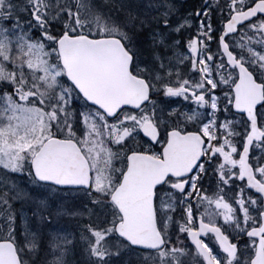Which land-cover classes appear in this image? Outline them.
<instances>
[{"label":"snow or ice","instance_id":"6c2138e0","mask_svg":"<svg viewBox=\"0 0 264 264\" xmlns=\"http://www.w3.org/2000/svg\"><path fill=\"white\" fill-rule=\"evenodd\" d=\"M132 256L264 264V0H0V264Z\"/></svg>","mask_w":264,"mask_h":264},{"label":"rangeland","instance_id":"374dc122","mask_svg":"<svg viewBox=\"0 0 264 264\" xmlns=\"http://www.w3.org/2000/svg\"><path fill=\"white\" fill-rule=\"evenodd\" d=\"M204 2L205 0H177L178 5L180 6L181 14L186 13V12H194L196 8H200L204 6ZM218 2H222V0H208L206 5H215ZM218 15H219V11L217 9L216 11L213 12V15H212V22L214 25H218L220 22L217 19ZM67 223H72V222L67 221ZM131 262L132 264H151L150 260L145 259L143 257H136V256L131 257Z\"/></svg>","mask_w":264,"mask_h":264},{"label":"flooded vegetation","instance_id":"af4514ba","mask_svg":"<svg viewBox=\"0 0 264 264\" xmlns=\"http://www.w3.org/2000/svg\"><path fill=\"white\" fill-rule=\"evenodd\" d=\"M207 1H208V0H205L204 5H206ZM229 194H230V193H229ZM180 240H181V241H184V237L181 236V237H180ZM174 241H175V237H174ZM181 246H185V247H186V246H188V245H187V244H182Z\"/></svg>","mask_w":264,"mask_h":264}]
</instances>
